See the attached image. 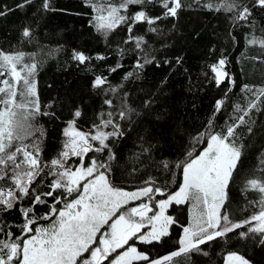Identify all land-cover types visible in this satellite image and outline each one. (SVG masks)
I'll return each instance as SVG.
<instances>
[{
  "label": "snow or ice",
  "instance_id": "1",
  "mask_svg": "<svg viewBox=\"0 0 264 264\" xmlns=\"http://www.w3.org/2000/svg\"><path fill=\"white\" fill-rule=\"evenodd\" d=\"M31 3L33 0H21L15 7L23 9ZM84 3L92 10L89 22L98 33L107 37L120 26H126L129 35L125 44H134L135 50H142L146 44L144 36L132 35L137 25L153 26L163 18H176L184 8L183 0H119V3L116 0H84ZM196 3L199 4V0ZM134 5L140 7L129 14L130 6ZM153 5L163 9L160 15L149 14L148 8ZM254 6L264 8V0H254ZM203 7L234 14L237 22H247L252 15V8L242 5L240 0H208ZM42 9L53 11L51 0H43ZM13 10L6 5L0 7V17ZM149 31L155 33L157 29L150 27ZM31 35V29L25 27L22 36L30 38ZM245 39L247 47L261 49V56L251 59L264 63V35H250ZM51 55L49 52L48 56ZM26 57L32 62L26 63ZM35 57V53L0 49V236L4 237L0 238V264H178L182 257L207 256L202 246L218 239L226 240L229 234L245 228L246 231L238 232L240 239L258 236L259 245L264 246V155L258 157L257 169L243 185L244 191L257 194V198L249 200L243 209H254L252 214L233 220L227 208L229 185L243 156V145L236 143L237 129L249 125L250 121L255 123L251 120L254 111H264V86H242L241 92L249 97L246 106H233L225 129L216 131L214 121L209 120V130L194 137L197 144L206 143V146L195 156L194 148L187 154L189 158L185 162L176 165L182 168L178 190L168 193L165 199H156L157 195L167 193L166 184L158 185L149 178L143 186L129 191L115 186L110 179L111 161L116 158L111 143L124 136L121 124L113 118L112 112L100 113L99 123L84 131L77 127V120L82 115L77 108L72 113L73 119L63 129L62 150L50 161L42 160L43 130L33 122L37 116L54 113L41 109L35 77L44 61H36ZM72 59L85 64L92 57L74 50ZM96 59L105 57L97 56ZM153 62L154 58L149 59L147 54L143 62L137 58L134 65L137 73L130 71L124 79L138 75V70ZM228 63V57L222 55L210 69L217 87L227 80L230 91L235 86V79L225 70ZM119 67L122 65L117 64L110 71L115 72ZM107 82V77L98 75L92 87L101 88ZM108 91L115 94L118 89L109 88ZM124 95L127 97L128 94ZM104 103L111 107L113 101L106 99ZM148 103L145 102L146 107ZM224 105L225 100H217L213 115H218ZM133 115L138 114L126 102L118 112L121 121L131 120ZM106 128L112 130L104 131ZM252 131L249 126L248 132ZM92 152H107V159L93 156L86 166V157ZM72 158L78 159L79 163L73 166ZM163 168L168 170L169 164L164 162ZM45 176L51 178L47 185L49 191H37L33 185L43 183ZM25 199L30 201L28 206L22 204ZM137 201L140 202L135 203ZM173 204L189 206V221L187 225H180L182 232L175 241L176 247L153 258L137 244H163L171 237L173 226L178 224L175 217L167 214ZM38 206L48 210L40 215ZM14 211L19 213L21 223L4 221L3 217L11 216ZM14 228L19 230V235ZM224 264L252 262L237 252H228Z\"/></svg>",
  "mask_w": 264,
  "mask_h": 264
},
{
  "label": "trees",
  "instance_id": "2",
  "mask_svg": "<svg viewBox=\"0 0 264 264\" xmlns=\"http://www.w3.org/2000/svg\"><path fill=\"white\" fill-rule=\"evenodd\" d=\"M20 2L0 0V7L6 5L14 9L0 17V49L35 53L36 61H44L35 78L42 111L54 115L37 116L33 122L43 130L42 160L50 161L62 150L65 140L63 129L73 119L72 113L77 108L82 111L77 127L84 131L99 123L100 113L112 112L124 131L123 137L111 143L116 158L111 161L110 179L117 187L134 190L152 178L158 185L167 186V193L155 198H167V194L177 191L182 182V168L176 165L185 162L189 158L187 154L194 148L193 156L206 146V143L197 144L194 137L209 130L210 119L214 121L216 131L226 128L233 106H246L249 97L241 92L244 84L264 86V63L251 59L261 56V49L247 47L245 39L250 35H264V8L254 6V0H240L242 5L252 8L247 22H237L234 14L209 11L203 7L208 0H199V4L196 0H183L184 8L178 17L163 18L153 26L139 24L134 28L132 35L145 37L146 44L142 50H135L134 44H125L129 35L126 26H120L107 37L98 33L89 22L93 13L84 0H51L53 11L42 9L43 0H33L23 9L15 7ZM139 7L130 6L129 14ZM148 11L156 16L163 9L153 5ZM25 27L31 29L30 38L22 36ZM150 27L157 31H149ZM74 50L83 51L92 59L79 64L72 59ZM49 52H52L51 56H48ZM145 54L149 59L154 58V62L138 70V75L124 79L130 71L137 73L135 61L140 58L143 62ZM222 55L229 61L225 70L235 79V86L230 91L227 80L217 87L210 69V65ZM97 56L105 59H96ZM25 62L31 63L32 60L26 57ZM117 64L122 67L115 72L110 71ZM98 75L107 77L108 82L101 88H94L92 82ZM109 88H117L118 91L113 94ZM106 99L113 101L111 107L104 103ZM220 99L225 100V105L214 116L215 103ZM146 101L150 102L147 107ZM125 102L138 115L121 121L118 112ZM251 120L255 123L250 121L249 125L237 129L236 143L243 145V156L228 190L227 208L233 220L251 215L254 209H243L249 200L257 198L256 193L244 191L243 185L257 169L258 157L264 155V111H254ZM249 126L253 129L251 133L248 132ZM93 156L106 160L107 152L89 153L86 166ZM74 161L76 163L77 159ZM164 162L169 164L168 170L163 168ZM50 183L51 178L45 176L43 183L37 182L33 187L47 192ZM22 204L28 206L30 201L25 199ZM188 209L187 204L171 205L167 214L178 220L171 230V237L163 244H137V247L148 251L153 258L172 251L182 232L180 225H187L189 221ZM47 210L45 206L37 207L40 215ZM3 219L10 224L21 223V217L15 211ZM13 231L19 235L18 229ZM239 231H246V228L229 234L226 240L218 239L202 246L207 256L193 254L190 259L182 257L178 264H224L228 252L239 253L252 264H264V246L259 245V237L240 239Z\"/></svg>",
  "mask_w": 264,
  "mask_h": 264
},
{
  "label": "rangeland",
  "instance_id": "3",
  "mask_svg": "<svg viewBox=\"0 0 264 264\" xmlns=\"http://www.w3.org/2000/svg\"><path fill=\"white\" fill-rule=\"evenodd\" d=\"M199 154V153H198ZM74 159L75 158H72V160L70 161V163L73 165V166H75L76 164H78L79 163V160L77 159V161H76V163H74L75 161H74ZM127 190V189H126ZM129 191H131V190H129ZM140 201H137V203H139Z\"/></svg>",
  "mask_w": 264,
  "mask_h": 264
}]
</instances>
